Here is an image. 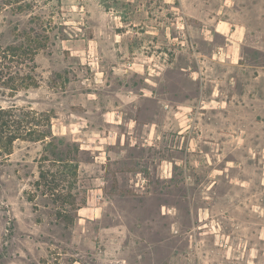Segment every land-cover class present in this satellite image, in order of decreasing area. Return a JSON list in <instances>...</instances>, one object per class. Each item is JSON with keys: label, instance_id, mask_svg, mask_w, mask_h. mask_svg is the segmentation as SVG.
<instances>
[{"label": "rangeland", "instance_id": "rangeland-1", "mask_svg": "<svg viewBox=\"0 0 264 264\" xmlns=\"http://www.w3.org/2000/svg\"><path fill=\"white\" fill-rule=\"evenodd\" d=\"M9 2L0 42L45 47L0 106L55 137L0 142V264H264V0Z\"/></svg>", "mask_w": 264, "mask_h": 264}, {"label": "trees", "instance_id": "trees-1", "mask_svg": "<svg viewBox=\"0 0 264 264\" xmlns=\"http://www.w3.org/2000/svg\"><path fill=\"white\" fill-rule=\"evenodd\" d=\"M20 1L14 0V2L7 3V5L19 9L22 8ZM43 39L42 35L36 34L35 38L30 35L27 40H21V37H19L6 45L0 42V85L3 88L9 89L15 95L20 90L38 85L36 55L45 47ZM26 68H30L31 71L26 72ZM16 110L15 105L9 108L0 106V142H4L7 147L13 145L16 140L31 137L32 141H45L48 147L53 145L52 139H50L51 141L46 139L47 137L54 138L53 132L42 138H39L41 134H38L37 138H34L32 135L37 130L28 125L31 123L30 120L22 124V120L15 116ZM59 155V152H55L53 158H46V161L50 163L48 164L50 168L46 170L45 175L41 174L42 177L50 181L52 190L57 188L55 181H58V177H69L77 174L80 166L77 159H66L59 157Z\"/></svg>", "mask_w": 264, "mask_h": 264}, {"label": "crops", "instance_id": "crops-1", "mask_svg": "<svg viewBox=\"0 0 264 264\" xmlns=\"http://www.w3.org/2000/svg\"><path fill=\"white\" fill-rule=\"evenodd\" d=\"M242 8H240L239 9V13H240V16H241V18L240 19H242V21L239 23V26L237 25V27L235 28V27H232V26H230V23L228 22L227 24H226V26H225V29L224 30H219V28L217 27L216 28V31L217 32H219V33H223V35H225L226 37H227V39L229 40V42L227 43V45H228V50L230 49V47H233V44H232V42H234V40L231 38L233 35H239V36H241V35H243V37H244V39H246L247 38V36H249V35H256L258 32V30L257 29H259V27L258 26H256V24H255V19L256 18H259L260 17V15L259 14H257L254 10L252 11V10H246V7L245 6H241ZM251 8V7H250ZM253 12V13H252ZM243 13V14H242ZM252 19V21L253 22H251V21H249V19ZM240 45H241V47H242V41H244V40H242L241 38H240ZM229 54L230 53H228V57H229ZM239 63V62H238ZM233 66H235V64H233ZM146 95V94H145ZM137 100L139 99V98H136ZM135 99V100H136ZM133 107H137V106H135L134 104H133ZM120 111H118V113H119ZM112 113V111L110 112V114ZM133 122H135V119H133ZM111 123V122H110ZM145 126H147V124H145ZM111 127V126H110ZM131 127V126H130ZM150 129H151V127H149ZM129 129H132V128H129ZM100 131L102 130V129H99ZM129 131V130H128ZM125 136H127L126 134H124ZM101 136V138L102 139H106V138H108V137H103V135H100ZM112 140L113 139H115V141L117 140V141H122V137H121V135H118L117 134V136H115V137H110Z\"/></svg>", "mask_w": 264, "mask_h": 264}]
</instances>
